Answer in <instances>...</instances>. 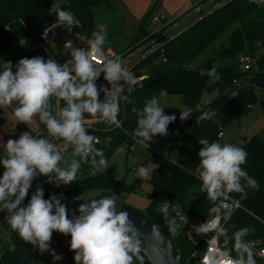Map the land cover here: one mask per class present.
<instances>
[{"label": "clouds", "instance_id": "obj_1", "mask_svg": "<svg viewBox=\"0 0 264 264\" xmlns=\"http://www.w3.org/2000/svg\"><path fill=\"white\" fill-rule=\"evenodd\" d=\"M49 12L56 14L58 25L71 31L75 18L62 8L60 0L52 4ZM92 35L94 39L90 47H73L71 59L63 64H58L53 58L45 60L39 56L21 58L16 65L4 61L0 70V108L15 104L14 117L26 126L35 123L38 118L48 136L71 144L74 147L73 156L80 157V160L72 159L67 162V167H62L61 163L66 161L59 147L50 139L33 137L27 131L17 139H8L5 154L0 158L3 168L0 174V209L10 214L7 219L11 228L41 254L50 251L52 234L58 232L70 236L69 250L74 252V264H133L134 255L140 252L141 234L129 219L128 212L117 209L118 199L114 195L87 200L79 205V215L72 218H69L68 209L61 202L63 197L51 195L44 199V189L40 185H37L27 204L24 203L38 176L47 177L48 182L54 179L57 186L68 185L75 181L81 160L88 162L91 157L99 172H105L109 167L102 149L95 147L98 139L87 132L85 114L102 119L109 125L120 126V101L129 102L128 96L123 95L124 85H128L130 93L138 80L123 66L120 57L110 59L104 56L106 33L93 32ZM91 56L101 60V63H94ZM217 66L201 69L199 74L219 80ZM101 73L108 88L96 84ZM100 92H104L103 100L100 99ZM161 95L166 96L167 92L162 91ZM53 98L57 105L59 101L64 104L55 114L52 111ZM132 111L137 112V109L133 107ZM137 114V128L133 136L143 138L147 142L146 148L157 135H168V126L177 119L175 114H165L164 107L155 97L146 101ZM191 114L190 108L180 109V121L189 119ZM213 114L204 112L198 121L211 119ZM198 143L202 146L198 151L202 190L215 205L211 211L217 214V219L222 210L224 216L230 218V209L238 203L230 194L239 193L240 199H245L248 188H259L258 182L241 167L246 163L247 152L230 143H210L207 139ZM96 157H99L98 161ZM148 174L149 169L139 168L141 177ZM169 208L168 201L159 207L166 219ZM153 227L159 228L158 225ZM168 227L175 232V220H169ZM195 230L197 234L206 235L212 227L205 222ZM215 231L216 239L227 236V230L219 224ZM251 231L250 227L236 231L232 249L214 251L208 247L202 257L203 264H256L252 247L244 239ZM232 251H235V257L231 255ZM50 254L54 261L62 259L54 249Z\"/></svg>", "mask_w": 264, "mask_h": 264}, {"label": "trees", "instance_id": "obj_2", "mask_svg": "<svg viewBox=\"0 0 264 264\" xmlns=\"http://www.w3.org/2000/svg\"><path fill=\"white\" fill-rule=\"evenodd\" d=\"M55 2L57 0H0L2 65L4 61H11L16 65L25 57L39 56L45 60L51 58L50 43L43 41L40 34L57 20L56 14L49 12ZM60 2L62 8L72 13L75 18L71 32L92 37L95 29L93 10L100 5L108 4L109 0H60ZM194 8L192 4L187 13ZM228 29L230 31L223 37ZM147 35L144 19L126 48L140 42ZM262 47L264 48V2L228 0L203 15L201 13L198 20L146 55L136 65L133 70H144L145 76L138 79L132 92L129 93L126 89L125 95L128 96L129 102L123 100L120 105L118 116L121 119L120 128H115L107 122L91 124L88 127V134L94 135L99 141L95 147L102 149L107 160L120 146H124L127 152L131 151L130 147L139 138L133 136L137 128V113L143 109L146 101L153 97L158 98L162 91L179 95L183 108L192 110L189 119L185 121H180V114L164 110L165 114H175L177 117L175 122L168 126V133L175 129L179 132L175 152L176 163H171L156 154L146 160V162L153 161L156 170L148 181L151 189L146 196L148 204L145 211L159 225L164 218L159 207L164 201H168L170 206L177 204L189 223H202L216 214L211 211L215 205L207 198L206 192L202 190L201 180L195 175L200 164L198 151L202 147L198 141L207 139L210 143L216 142L217 134L223 132L226 125L244 107L252 104L254 90L258 88L264 91V54L256 59V67L254 65L249 72L251 76L253 75L254 86L236 88L232 83L233 79L241 80L246 74L240 70V57L244 53L255 54ZM204 51H208L210 56L193 66L196 58ZM213 65H218L216 70L220 75L219 80H213L207 74L203 76L199 74L201 69L208 70ZM13 70L15 71V68ZM204 91H215L216 96L209 103L198 107ZM133 107L137 112L132 111ZM204 112L214 114L211 119L198 121V117ZM239 147L247 152L246 163L241 167L258 182L259 188L258 190L248 188L245 199H240L239 193L230 194L240 203L241 208L224 223L223 228L227 230V236L218 239L223 250L233 248V234L245 227L253 229L244 237L245 241L264 242V140L259 134H254L244 138ZM4 154L5 152L0 148V158ZM96 159L98 161L99 157ZM87 169L88 166L81 165L71 186L52 193H49L42 183L43 176H38L34 179L24 203L27 204L37 185L43 187L44 199L57 195L62 196V200L80 193L92 192L107 196L114 195L122 200V194H132L140 188L141 176L135 177L130 184H127L97 169L95 174L89 175L86 173ZM2 172L3 168L0 166V174ZM197 186L200 188L199 194L193 204H188L186 197ZM5 212L8 213L7 210ZM11 233L15 246L19 234L13 229ZM69 238L70 236L63 235L58 239L63 243ZM169 238L185 264H198L191 256L195 246L187 240L184 229ZM10 253V250H6L0 264L6 263ZM231 255L235 257V251H232ZM137 256L144 264H148L140 255ZM254 259L257 264L259 258L254 255Z\"/></svg>", "mask_w": 264, "mask_h": 264}, {"label": "rangeland", "instance_id": "obj_3", "mask_svg": "<svg viewBox=\"0 0 264 264\" xmlns=\"http://www.w3.org/2000/svg\"><path fill=\"white\" fill-rule=\"evenodd\" d=\"M196 0H109L108 4L100 5L94 8V23L95 29L93 32L106 33V40L103 45V51L106 52L110 49L114 54H119L127 49H132L135 45L126 48L129 41L133 38L139 24L145 19V27L148 32H157L161 25L158 22H152L151 16L158 14L165 17V22L174 20L181 21L180 26H186L193 20H198L201 13L202 15L211 10L215 5L210 3L206 5L202 12L195 11L194 14L186 17L189 13L187 11L191 8L192 4ZM150 15L145 18L149 13ZM185 17V18H184ZM184 18V19H183ZM231 29V28H230ZM228 29L225 34H227ZM94 39V37L92 36ZM145 38V37H144ZM152 39L145 38L139 43L144 46L152 43ZM51 46V58L57 63L62 62L70 56L71 49H64L61 45L62 37L50 39ZM138 45V44H137ZM141 45V47H144ZM126 48V49H125ZM209 52H202L193 63L196 66L208 58ZM0 70H2V59L0 57ZM216 96V92L204 91L198 107H201L209 103ZM164 107V110H169L180 114V109H184L181 103V97L179 95L168 94L162 96L161 93L157 98ZM15 104L7 108H0V148L5 152V144L8 139H17L19 135L23 134L24 131L29 132L30 135H35L39 132H43L45 126L40 124L38 118L35 123L28 124L27 126L18 123L14 117ZM254 134H259L264 140V91L256 88L254 90V99L250 107H244L235 117L229 122L223 130V136L218 141L221 144L230 143L236 146H241L244 138H249ZM143 141V138L139 137V140L133 145L131 151L127 152L124 146H120L108 159L109 167L102 172L103 174L109 175L114 179L123 180L125 183L130 184L135 177L139 175V168L144 167L149 169L147 177H141L140 188L132 194H122L121 198L129 205L145 210L148 199L147 193L150 191L151 186L149 178L151 174L156 170V164L147 159H151L153 153L149 150V147L158 148L161 153L169 157H173L176 152V144L166 145L157 139V136L148 143ZM67 149L62 152L66 162H62V167H67V162L72 159L80 160V157H74V147L67 143ZM82 161V160H81ZM91 170L96 172V167L93 165L86 171L90 174ZM42 183L47 187V191L52 193L56 190H64L73 184L68 185L60 184L57 186L56 181L53 179L52 182H48L47 177H42ZM200 188L194 187L186 197L188 204H193L199 194ZM175 210L169 209L168 218H163L160 222V227L170 237L175 235V232L171 231L168 227L169 220H174ZM63 237V236H62ZM61 238V237H60ZM59 240V239H58ZM56 240V242L58 241ZM55 243V242H53ZM52 243V244H53ZM48 253V252H47ZM46 252L42 255L38 264H45L47 254Z\"/></svg>", "mask_w": 264, "mask_h": 264}, {"label": "built area", "instance_id": "obj_4", "mask_svg": "<svg viewBox=\"0 0 264 264\" xmlns=\"http://www.w3.org/2000/svg\"><path fill=\"white\" fill-rule=\"evenodd\" d=\"M226 1H228V0H196L193 3L195 6L193 11L202 12V9L210 3H214L215 6L213 8H215V7L222 5ZM151 21L160 23L161 27L157 32L152 33V34H148L145 37V38H148V40L149 39L153 40L152 43H150L149 45L144 46L143 45L144 43L140 44L138 42L137 43L138 45L136 44L134 48L127 49L126 51H123L119 54L107 53V52L103 51L104 56H106L107 58L114 59L116 57H120L123 66L125 68H127L128 70H130L132 73H134L137 80L144 77L145 74H144V70L134 71L133 69L136 67V65L143 58H145L146 55L150 54L151 52L156 50L158 47L162 46L167 40H169L170 38H172L173 36H175L176 34H178L182 31V30L176 31V32L172 31L171 26L174 23V20L165 22V17L162 15H158V14L152 15ZM56 22H57V20L53 21L40 34V38L43 41L49 42L50 39H53V38L60 36V37H62L61 45L64 49H71L72 50L73 47L87 49L90 47V43L93 40L92 37H85L84 35H82L80 33H72L71 31L69 32L66 28H64L61 25H58ZM45 32L47 33V35H45ZM145 38H143L142 40H144ZM141 45L144 47H141ZM263 54H264V48L262 47L255 54L244 53L240 57V70L245 72L246 74L241 80L240 79H233L232 80V83L236 88L255 85V83L252 81L253 75L251 76L249 74V72L254 68L256 59L260 55H263ZM90 58L96 64L101 63V60H99L95 56H91ZM70 59H71V56L68 55L65 60H63L62 62H60L58 64H63ZM255 67H256V65H255ZM255 70H257V69L255 68ZM120 83L122 84L123 81H121ZM96 84L98 87H100V86H103L104 88L109 87L108 83L103 78V73H101L100 77L96 80ZM127 86H128L127 84L124 85L125 91H124L123 95H125ZM100 99L101 100L104 99V92H100ZM122 103H123V100L120 101V105ZM63 106H64L63 101H59V104L57 105L56 100L53 98V100H52L53 114H55V111L59 107H63ZM247 107L249 108L250 105H248ZM85 118H86V126L87 127H89L91 124L94 125L96 123L105 122L99 118L89 117L87 114H85ZM118 120L120 121V126L113 125V127H115V128L121 127V119L119 117H118ZM178 135H179V132L177 129H175L171 133H168V135H166V136L157 135V139L160 142L165 143L166 145H172L175 143L176 147H177ZM222 136H223V132H219L217 134L216 142H218L222 138ZM33 137H45L47 139H50L53 143H55L59 147L61 153L67 149L66 142L61 140V139L49 137L46 128L44 129L43 132H39V133L33 135ZM138 140H139V138L135 140V143ZM132 147H133V145L130 147V149ZM149 150H151V152L153 154L164 157L165 159H167L171 163H176L175 155L173 157H169L167 155H164L156 147H149ZM81 165L88 166V168L92 167L93 163H92L91 157H89L88 162L81 161ZM199 172H200V166L197 168V170L195 172V175L198 178H199ZM90 174H92V175L95 174L94 170H91ZM26 199H27V197H26ZM240 208H241L240 203L234 204L232 206V208L230 209L231 215L236 210H238ZM170 209L175 210L174 220H175V224H176V230L181 231L184 229L187 240L195 246V250L191 256L197 261L198 264H203L202 257L206 253L208 247L214 251H222L223 250L218 243V239L215 238L216 237L215 227L217 224H219L222 227L224 226V223L227 219L224 216V210H222L219 220L217 219V214H215V215L209 217L208 219H206L205 221H203L202 223H189L187 217L182 213V211L180 210V208L178 207L177 204H175V203L172 204L170 206ZM5 211L6 210H4V209H0V260H1L2 256L4 255V253L6 252V250L12 251V249L14 248L13 241L11 238V234H12L11 229L12 228L9 225L8 219H7L9 214L6 213ZM205 222L208 223L212 227V231L208 232L206 235L197 234V232L195 230L196 227H198L200 224H203ZM246 242H248L251 245L252 251H253V254L255 255V257L259 258V262L257 264H264V242H261L260 240H249Z\"/></svg>", "mask_w": 264, "mask_h": 264}, {"label": "water", "instance_id": "obj_5", "mask_svg": "<svg viewBox=\"0 0 264 264\" xmlns=\"http://www.w3.org/2000/svg\"><path fill=\"white\" fill-rule=\"evenodd\" d=\"M100 196L107 195L99 192L80 193L68 197L61 202L66 205L69 218H72L74 215H79L77 209L80 204L85 203L89 199H99ZM117 209L119 211H127L129 219L139 230L141 235L140 252L138 255H140L148 264H185L169 236L145 210L135 208L119 199ZM154 225H158L159 228L155 229L153 227ZM61 236L63 235L58 232H53L51 244ZM43 254H41L33 245L25 242L18 235V241L5 264H38Z\"/></svg>", "mask_w": 264, "mask_h": 264}, {"label": "crops", "instance_id": "obj_6", "mask_svg": "<svg viewBox=\"0 0 264 264\" xmlns=\"http://www.w3.org/2000/svg\"><path fill=\"white\" fill-rule=\"evenodd\" d=\"M194 12L195 11L188 12L189 14L186 17L194 14ZM181 21L182 20H180V21H177V20L174 21V23L171 26V30L174 31V32L183 30L186 27H188L189 25L193 24L196 20H193V22L189 23L188 25H186L184 27L183 26H180V28H178V26L181 23ZM148 34H151V33L148 32ZM106 52L107 53H113L110 49H108ZM59 240L61 241V239H59ZM59 240L57 242L54 241L55 243H53V244L50 245V251L52 249H54L55 250V253L57 255L62 256V259L61 260H58V261H54L52 255L50 254V251H49L48 253L46 252L48 255L46 257L45 264H74V261H73L74 252H72V251L69 250V241H70V238L67 239V240H65L63 243H60ZM133 264H144V263L142 262V260L137 255H134Z\"/></svg>", "mask_w": 264, "mask_h": 264}]
</instances>
